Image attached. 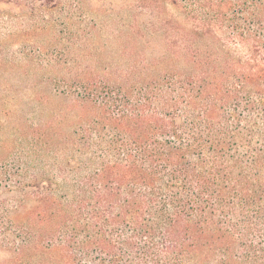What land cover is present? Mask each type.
I'll return each mask as SVG.
<instances>
[{
  "label": "trees",
  "instance_id": "1",
  "mask_svg": "<svg viewBox=\"0 0 264 264\" xmlns=\"http://www.w3.org/2000/svg\"><path fill=\"white\" fill-rule=\"evenodd\" d=\"M1 28L43 62L0 264H264V0H0Z\"/></svg>",
  "mask_w": 264,
  "mask_h": 264
},
{
  "label": "rangeland",
  "instance_id": "2",
  "mask_svg": "<svg viewBox=\"0 0 264 264\" xmlns=\"http://www.w3.org/2000/svg\"><path fill=\"white\" fill-rule=\"evenodd\" d=\"M103 1L108 6L119 4L121 0ZM5 31L6 28L0 29V152L5 155L0 159V166L12 159L24 158L31 146V134L38 116L28 105V98L29 101L34 98L31 85L42 81V76L31 72L32 63L40 65L39 60L43 62L41 58L30 60L33 53L23 50L24 43L29 40L27 36L17 33L11 37ZM12 111L14 114L5 116Z\"/></svg>",
  "mask_w": 264,
  "mask_h": 264
}]
</instances>
